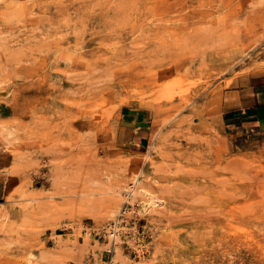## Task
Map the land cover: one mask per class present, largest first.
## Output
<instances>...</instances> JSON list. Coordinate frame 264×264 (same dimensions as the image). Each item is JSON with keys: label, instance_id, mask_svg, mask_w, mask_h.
<instances>
[{"label": "rangeland", "instance_id": "374dc122", "mask_svg": "<svg viewBox=\"0 0 264 264\" xmlns=\"http://www.w3.org/2000/svg\"><path fill=\"white\" fill-rule=\"evenodd\" d=\"M263 71L264 0H0V264H264Z\"/></svg>", "mask_w": 264, "mask_h": 264}, {"label": "crops", "instance_id": "0c3cea01", "mask_svg": "<svg viewBox=\"0 0 264 264\" xmlns=\"http://www.w3.org/2000/svg\"><path fill=\"white\" fill-rule=\"evenodd\" d=\"M247 80L236 93L234 107L226 111V123L237 135L252 134L264 141V71Z\"/></svg>", "mask_w": 264, "mask_h": 264}, {"label": "built area", "instance_id": "2783aa9c", "mask_svg": "<svg viewBox=\"0 0 264 264\" xmlns=\"http://www.w3.org/2000/svg\"><path fill=\"white\" fill-rule=\"evenodd\" d=\"M130 194H132V192H130ZM124 214H125V211H124ZM122 215H123V213H121L119 217H121ZM118 224H120L119 221L114 223V225L111 226L109 228V230L105 233L106 234L105 237L107 236V238L109 240V242H108L109 248L107 250L108 254H114V250L118 244V238H119V232H118L119 226H118ZM137 254L139 256L140 252L137 251ZM105 264H114V259L112 258L110 261L106 262Z\"/></svg>", "mask_w": 264, "mask_h": 264}, {"label": "bare ground", "instance_id": "6f19581e", "mask_svg": "<svg viewBox=\"0 0 264 264\" xmlns=\"http://www.w3.org/2000/svg\"><path fill=\"white\" fill-rule=\"evenodd\" d=\"M229 208H230V207H229ZM221 210H223V211H224L225 209H223V208H222ZM223 213H224V212H223ZM223 213H222V214H223Z\"/></svg>", "mask_w": 264, "mask_h": 264}]
</instances>
